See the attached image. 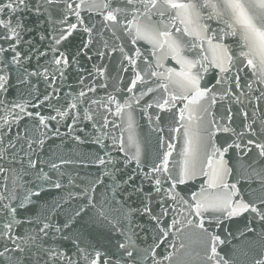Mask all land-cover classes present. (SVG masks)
I'll list each match as a JSON object with an SVG mask.
<instances>
[{"label":"snow or ice","instance_id":"obj_1","mask_svg":"<svg viewBox=\"0 0 264 264\" xmlns=\"http://www.w3.org/2000/svg\"><path fill=\"white\" fill-rule=\"evenodd\" d=\"M82 11L88 13L87 19L81 14ZM25 13L45 18V22L57 32V35L53 37L55 45H61L68 41L74 33L86 34L78 53L89 49L90 45L96 42L95 37H99L104 46H107L106 31L111 33V38L122 39L123 36H126L133 47L125 52L123 46L114 45L113 51L118 48L123 59L136 73L127 90L132 92L137 88L138 83L148 85L141 93L142 98L156 90L151 87V78H155L158 88L163 89L165 93V97L156 100V108L161 111H171L176 107L177 101L185 102L184 108L179 111V121L183 122L186 118L185 114H187L189 124L180 123V127L171 129L175 132H180L183 129L186 137L185 147L181 154L183 161L178 173L173 175L170 170L169 157L172 153L167 151L159 157V162L152 166L150 172L143 174L151 182L152 190L155 193L166 195L168 200L186 206L188 216L184 218V225L190 229L189 238L195 237V242L202 249L206 261L213 262V264H221V261L223 264H230V261L218 251L219 246L226 242L217 234L218 230L226 219L231 220L246 213L253 214V219L257 220L261 229L264 230V197L259 199L258 204L245 201L243 198L235 199V197H239L237 184L229 183L226 178L238 170L229 166L226 155L230 150L235 151L238 161H243L247 166L246 170H250L248 178L257 179L260 186L264 188V165H260V162L264 161V119H261L259 123L255 119L251 123H244L243 128L246 131L237 133L229 126H220L215 119L209 121L208 126H205L203 117L194 116V113L208 112L205 102L210 101L212 105L217 103L216 93L213 92L215 86L225 84L230 80L231 84L224 89V95H232L233 85L235 90L241 88L239 75L231 77L227 75L236 66L234 54H230L229 48L221 42L229 36L236 38L239 43L240 57L246 61L245 67L256 77L254 83L261 85L256 89L259 93L256 99L260 100L261 97H264V0H80L75 4L70 0H0V17H3L0 18V40L4 42L0 44V93H7L11 87L13 73L19 71L22 66V54L18 50V41L21 39L22 32L28 29L23 24L22 18L18 17ZM54 13L58 15H54ZM69 14L76 17V22L69 20ZM93 15L102 16L99 28L95 23H90ZM209 22H214L216 27L214 28ZM57 24L60 27L57 28ZM118 32L122 35H118ZM40 39L44 40L45 36L41 35ZM141 41L150 46V55L145 56L140 48L135 47ZM205 44H207L206 48ZM50 47L53 52L59 51L51 45ZM46 55V52L39 51L36 58L39 59ZM85 55H87L86 52ZM96 55L104 57L106 53L97 51ZM168 57L180 65L179 72L171 68L163 72L157 70L164 68L163 61ZM24 58L31 60L33 57L25 56ZM87 58L91 59L92 57L88 55ZM138 60H142L144 65V68L139 71H137ZM52 62L63 76L64 70L69 66V59L63 52H59V57L54 58ZM212 69L218 71L219 78L215 79L212 87L207 84L202 86L203 74L209 73ZM121 70L127 72L129 68L122 67ZM239 70L243 71L244 69L240 68ZM48 73V68H45L43 72L25 71L17 76V81L19 84L26 85L30 83V77L43 76L51 86L55 75L50 78ZM247 87L252 89L253 85L249 83ZM94 90L93 88L88 89V91ZM209 93H212L211 97ZM85 95L84 91L80 92L81 97ZM241 95L244 93L241 92ZM49 96V93H45L44 101H47ZM44 101H40V103ZM237 101H239V96H237ZM136 102L139 103V100ZM93 103L98 102L93 101ZM107 103H116L115 97L109 96ZM0 104H3V101H0ZM125 106L131 108L130 104ZM153 106V103H146V108ZM16 107H20V111L24 112L22 105H16ZM33 107H39V103L34 104ZM70 107L76 108V104L72 103ZM108 112L120 117L125 114L119 103H116L114 113L110 108ZM228 112L226 118L231 121V110L229 109ZM242 114L247 121L248 112L243 111ZM8 115H14L16 122L20 119L18 115L8 112L5 108V116L2 119L9 127ZM27 115L31 117L33 113L29 112ZM35 115L39 117V123L47 128L46 120H56L57 115L66 116L68 112L57 111V115L48 117L40 116L39 112ZM127 115L129 129H131L133 118L131 113ZM76 119L77 117H72L74 123ZM194 119L197 121L195 131L191 128V121ZM108 123L110 121L105 116L103 126L106 127ZM210 128L215 129V132L210 131ZM7 130V128L4 129V131ZM78 131H84V129H78ZM54 132L59 134V128H55ZM220 132L232 133L240 142L226 140L225 143L218 145L215 137ZM75 139L79 141L80 137L77 136ZM93 142L100 143L99 137ZM36 143L43 145L44 140L26 141L27 146L25 147L19 143V138L13 142L9 137L6 143L3 138H0V146H2V151H0V181L2 183H0V188L4 189V192L0 193V215L3 216V220L0 222V241H4L0 244V264H142L144 256H150L155 261V249L150 253L146 250L142 252L132 242V237L127 236L123 231L122 220L118 219L116 215L109 214L111 211H115L117 214L123 215L120 212L123 205L116 201V194L119 191L122 195L125 189H120L119 185H115L111 200L105 198L104 203L101 204L97 197H106V194L97 191V185L103 184V180L99 177L81 189L78 195L69 190L67 199L61 198L63 203L84 198V204L68 216L61 226L57 227L53 224L47 214H43L37 220H19L17 218L18 211L31 203V197H40L43 188L41 184L33 182L32 189L26 190L30 192V195H25L22 199L16 195L20 188L18 183L20 172L17 171L16 165H20L25 174L29 170H36L37 180L43 181L55 189L79 187L71 176L67 177L66 183L64 182L65 172L61 165L55 162H51L49 165L60 177L58 179H54L50 173L40 167V161L33 159V155L36 153L33 145ZM113 143H116L115 138ZM127 143L128 147L135 148L136 155L128 157L125 144L121 141L119 150L125 153V166L135 159L136 168L139 169L141 166L139 147L133 135H129ZM100 146L104 147L102 143ZM168 147L171 148L172 145L169 144ZM254 149L257 159L251 162L245 161L244 158L248 157ZM202 152L206 156L207 171L203 167L198 170L197 167ZM96 160L100 166L113 164L111 159L106 160L104 156H97ZM62 163L67 164L70 161L62 160ZM104 174L110 175L107 171ZM198 174L206 178L207 187H202L199 192H191L190 199H187L177 189L194 180ZM135 178V175L129 174L124 183L127 184ZM209 189L213 190L212 194H208ZM135 192L144 193V189L137 187ZM146 195L148 202L145 203L143 213L148 214L159 225L162 221L160 217L153 214L150 207L151 191ZM105 206H108L109 211L104 210ZM57 207H63V204L58 202ZM92 210H96V212L93 217H89V222L109 226L112 231L119 230L120 234L125 235L128 240V243L119 242L117 251L112 255L96 248L94 244L85 246L81 233L70 235L75 232V226L79 220L88 216ZM52 215L55 216V212ZM167 215L168 209L164 208L160 216ZM125 218L127 217L125 216ZM24 223L35 225V231L24 234L17 231L13 235L14 227H20ZM180 223V220L173 218L170 225L160 227V233L167 238L168 230ZM255 231L256 229L251 226L250 222L246 226V232L255 233ZM241 235H245V233L242 232ZM257 235L259 240L252 245L255 250L252 264H264V232ZM50 239L54 242L69 241L73 246V251L68 252L63 249L62 244L60 247H54L47 243ZM156 246L158 247L159 244ZM164 259L171 261V254L165 256Z\"/></svg>","mask_w":264,"mask_h":264},{"label":"water","instance_id":"obj_2","mask_svg":"<svg viewBox=\"0 0 264 264\" xmlns=\"http://www.w3.org/2000/svg\"><path fill=\"white\" fill-rule=\"evenodd\" d=\"M70 2L75 4L79 3L80 0H70ZM81 14L87 19L88 13L82 11ZM54 15L58 14L54 13ZM18 18H22L23 24L27 26L28 30L22 32L21 39L18 41V50L22 54V66L19 71L13 73L11 87L7 93H0V101H3V104H0V138H3L5 143L9 137L13 142H16L19 138V143L25 147L27 146L26 141L44 140L43 145L39 143L33 145L36 149L33 159H38L40 167H43L44 171L50 173L54 179L60 177L49 165L51 162L61 165L65 172L64 182L66 183L67 177L71 176L79 187L55 189L45 182L37 180L36 170H29L25 174L20 165H16L17 171L20 172L18 181L20 188L16 195L21 199L25 195H30V192L26 190L32 189L33 182L41 184L43 188L40 197H31V203L26 208L18 211L17 218L24 221L28 219L37 220L43 214H47L52 223L59 227L68 216L72 215L77 208L84 204V198L82 197L74 199L70 203H63L61 198L67 199L69 190L78 195L81 189L93 183L99 177L103 180V184L97 185V191L98 193H105L106 197L98 196L97 200L101 204L104 203L105 198L110 201L115 185H119L120 189H125L122 195L119 191L116 194V201L123 205L120 210L123 215H119L115 211H111L109 214L116 215L118 219L122 220L123 231L127 236L132 237V242L142 252L146 250L150 253L155 249V261L150 256H144L142 264H157V262L159 264H213V262L206 261L202 249L195 242V237L189 238L191 235L190 229L184 225V218L188 216L186 206L182 203L168 200L166 195L155 193L152 190L151 182L143 174L144 172H150L152 166L159 162V157L167 151L172 153L169 157V168L173 175L178 173L183 161L181 154L185 147L186 137L183 129L180 132L171 131V129L180 127V123L189 124L187 114H185L186 118L183 122L179 121V111L184 108L185 102L177 101L176 107L171 111H161L156 108V100L165 97V93L163 89L158 88V82L155 78H151V87L156 90L142 98L141 93L145 91L148 85L138 83L137 88L133 89L132 92L127 90L131 86V80L135 78L136 73L127 64V61L123 59L118 48L113 51L114 45L123 46L125 52H128L133 47L126 36H123L122 39H115L111 38V33L106 31L107 46H104L99 37H95L96 42L90 45L89 49L78 53V49L81 48L82 40L86 38V34L82 32L74 33L73 37L68 41L63 42L61 45H55L53 37L57 35V32L45 22L44 17H36L25 13ZM69 20L76 22V17L69 14ZM101 21L102 16L93 15L90 23H95L97 28H99ZM209 23H212L214 28L216 27L214 22ZM56 27L58 28L60 25L57 24ZM41 35L45 36L44 40L40 39ZM118 35L122 34L118 32ZM221 42L229 48L230 54H234L236 66L227 75L229 77L239 75L241 88L235 90L233 85L234 91L232 95H224V89L231 84V81L229 80L225 84L215 86L213 92L216 93L217 103L212 105L210 101L205 102L208 112L194 113V116L203 117L205 126H208L209 121L215 119L220 126H229L238 133L246 131L243 128L244 123H251L253 119L259 123L261 119H264V97H261L260 100L256 99V96L259 95L256 89L261 87V85L254 83L256 77L245 67L246 61L240 57L241 48L236 38L225 37ZM3 43L0 40V44ZM50 45L59 51L53 52ZM135 47L140 48L145 56L150 55L151 48L143 41L135 45ZM204 47L206 48L207 44ZM39 51L46 52L47 55L37 59ZM97 51H104L106 55L99 57L96 55ZM59 52H63L69 59V66L64 70L63 76H61L57 66L52 62L54 58L59 57ZM85 52L87 55H85ZM88 55L92 58L88 59ZM25 56H32L33 58L28 60L24 58ZM163 63L164 68L157 69L158 71L163 72L169 68L176 72L181 70L180 65L176 64L171 57L165 59ZM137 64V71L144 68L142 60H138ZM60 67L62 68L63 66L61 65ZM122 67H128L129 70L124 72L121 70ZM45 68L49 69L48 75L50 78L55 75V80L51 86L43 76L30 77V83L26 85L18 83L17 76L20 73L25 71L43 72ZM240 68L244 70L240 71ZM101 73L103 74L101 75ZM141 75H143V72H141ZM203 75L202 86L207 84L212 87L215 79L219 78L216 69H212L209 73ZM249 83L253 85L252 89L247 87ZM89 88L95 90L88 91ZM81 91H84L86 95L81 97ZM170 91H172L171 88ZM241 92L244 95H241ZM45 93L50 94L47 101H44ZM211 95L212 93H209L210 97ZM109 96L115 97L116 103L123 107L125 113L123 117L115 116L108 112L109 108L112 113L116 110V103H107ZM221 96H223V99H221ZM237 96H239V101H237ZM137 100H139V103L136 102ZM40 101L44 102L40 103ZM93 101L98 103H93ZM37 103H39V107H33ZM72 103L76 104V108L70 107ZM146 103H153L154 106L146 108ZM126 104H130L131 108L126 107ZM16 105H22L24 112H21L20 107H16ZM5 108H7L8 112L20 117L19 121L16 122L14 115H8L7 119L10 127L5 125L2 119L5 116ZM229 109L232 115L231 121L226 118L229 114ZM57 111H67L68 115L59 116ZM243 111H247L249 114L247 121L243 117ZM29 112L33 113V116L29 117L27 115ZM37 112L44 117L57 115V119L46 120L48 127L45 128L44 125L39 123V117L35 115ZM128 113H131L133 118L131 129H129L128 125ZM73 116L77 117L75 123L72 120ZM105 116L110 121L106 127L103 126ZM157 116H159V119H157ZM196 124L197 121L195 119L191 121L193 131L196 129ZM5 128L8 130L4 131ZM55 128H59V134L54 132ZM78 129H84V131H78ZM210 131L215 132V129L210 128ZM130 134L134 136L135 142L139 147L141 160L139 169L136 168L135 159H132L125 166V153L119 150V143L123 141L127 156L135 157V148L128 147L127 143ZM77 136L80 137L79 141L75 139ZM97 137H99L100 143L104 145L103 148L100 143L93 142ZM114 138L116 139L115 144L113 143ZM215 139L218 145L225 143L226 140L228 142L232 140L240 142L232 133H217ZM169 144L172 145L171 148L168 147ZM0 151H2V146H0ZM97 156H104L106 160L111 159L113 164L100 166L96 160ZM226 159H228L230 167L238 170L232 176L226 178L229 183L237 184L239 197H235V199L243 198L245 201L258 204L259 199L264 197V188L260 186L257 179L248 178L250 170H246L247 166L243 161H238L235 151L230 150L226 155ZM256 159L255 149L252 153H249L248 157L244 158L245 161L249 162ZM62 160L70 161V163L63 164ZM260 165H264V161H261ZM197 167L198 170L201 167L206 171L208 170L206 156L203 152L200 154ZM106 171L110 175H105ZM129 174L135 175L136 178L126 184L124 181L127 180ZM137 187L143 188L144 193H136L135 189ZM202 187H207V180L203 175L198 174L188 184L179 186L177 191H180L185 198L190 199L191 192H199ZM150 191V207L153 214L160 217L162 223L159 225L148 214L143 213L145 203L148 202L146 194ZM3 192L4 189L0 188V193ZM212 192L213 190H208V194H212ZM58 202L62 203L63 207H57ZM164 208L168 209V215L160 216ZM173 209H176V211H173ZM104 210L109 211L108 206H105ZM53 212H55V216L52 215ZM95 212L96 210H92L88 216L79 220V223L75 226V232L70 233V235L81 233L82 242L85 246L94 244L96 248L112 255L117 251L119 242L128 243V240L125 235L120 234L119 230L112 231L109 226L89 222V217H93ZM173 218L180 220L181 223L168 230L167 238H165L160 233V227L170 225ZM2 220L3 216L0 215V222ZM250 222L251 226L256 229L255 233L246 232V226ZM17 231L21 234L34 232L35 225L24 223L20 227H14L13 235ZM242 232L245 235H241ZM262 232L264 230L261 229L260 223L253 219V214L246 213L231 220L226 219L217 233L226 242L219 246L218 251L230 261V264H252L253 256L255 255L252 245L259 240L257 234ZM2 243L4 241H0V244ZM47 243L52 244L54 247H60L62 244L63 249L68 252L73 251V246L69 241L54 242L50 239ZM157 244H159L158 247L156 246ZM169 254L172 256L171 261L164 259ZM221 264H223L222 261Z\"/></svg>","mask_w":264,"mask_h":264}]
</instances>
